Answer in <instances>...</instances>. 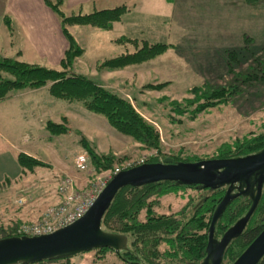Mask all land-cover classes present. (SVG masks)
I'll return each mask as SVG.
<instances>
[{"label":"rangeland","instance_id":"obj_1","mask_svg":"<svg viewBox=\"0 0 264 264\" xmlns=\"http://www.w3.org/2000/svg\"><path fill=\"white\" fill-rule=\"evenodd\" d=\"M145 2L141 14L143 17L136 18L138 21L133 23V27L141 25L147 16L155 18L156 23L153 21L154 27L147 29L149 38L144 36L143 41H136L149 44L165 43L170 45V48L140 64L123 70L105 71L101 69L105 61L127 52L135 53L137 48L143 45L137 43L138 47L111 43L109 38L121 35L120 27L112 35H108L110 33L99 28H95L96 33L89 34L85 31L87 29H82L87 26H76L74 35L80 46L84 47L85 53L76 60L71 71L97 81L106 90L131 102L133 108L157 128L160 135L159 147L146 148L130 137L120 134L109 124L107 118L88 111L82 102L55 99L50 93L51 84L37 89L28 87L10 91L0 101L12 95L19 99L26 98L22 102L30 109H24L27 116L24 122L30 120L29 130L32 132L24 138L13 131V145L5 150L12 156L13 167L18 171L20 169V173L17 177H12L13 179L5 178L0 182V240L14 232V237H18L24 225L40 222L49 208L63 202L59 187L66 180H69L78 192L86 194L92 182L110 176L117 168H133L148 164L145 162L151 159L159 161L155 163H162L171 158L174 163L192 164L226 160L220 158L225 156L224 153L229 155V150L231 153L238 152L237 146L245 150L247 143L264 142V0ZM135 3L137 0H128L126 5L133 8ZM61 8L63 11V5ZM86 11L89 10L85 9L83 12ZM162 16L166 19L163 28L160 27ZM157 27L160 30L154 36L152 33ZM121 38L123 41L125 36L119 39ZM0 57L7 58L1 53ZM63 59L64 56L61 60H48V63L38 59L29 64L62 70ZM240 76L239 83L235 84L238 91L236 96L229 97L226 103L199 112L198 100L203 102L201 96L205 92L204 89L234 85L235 78ZM0 78L15 79L2 69ZM187 101L197 102L190 105ZM50 122L59 127L56 129L58 132L63 133H52L48 129ZM63 129L65 131H62ZM255 143L259 146L258 142ZM23 145L25 149L21 148ZM85 146H90L100 155H115L119 159L112 169L101 173L92 163L89 172H79L75 167V158L80 153H87ZM259 152L255 150L248 155H234L230 159L243 158ZM21 155L40 160L45 166L25 171L19 162ZM217 170L223 173V169ZM256 174L258 178L253 179L252 184L238 182L234 184L235 188L232 184L231 187H222H226V194L232 188L231 197L239 190L248 194L239 201L242 210H245L244 214L234 223L223 224L222 227L226 228L222 231L216 226V239L221 241L224 235L240 225L237 235L230 242V247L252 223H260L264 214L261 202V207L252 221L244 223V217L253 202L252 198L259 191L258 179L261 174L251 173L244 177L248 180ZM210 194L208 191L185 188L160 198L159 205L154 210L158 215L173 216L188 203L191 204L187 209L189 215L212 195ZM263 194L264 183L262 196ZM20 199L24 200L23 205L17 203ZM240 205L238 204L239 207ZM140 219H146L145 212L141 214ZM207 234L209 243V228ZM149 237L153 238L151 233L144 237V241L147 242ZM168 238H177V235L170 237L164 234L163 242L158 246L160 253L150 250L149 254L142 245H137L135 251L132 247L135 239L132 238L130 247L127 242V246L122 245L124 249L117 252H131L136 260L129 263L121 258L124 253L118 255L109 251L103 254L99 249H95L40 264H146L145 258L148 255V259L155 264H172L176 261H171L166 256L169 252L174 253L166 242ZM223 264L231 263L224 258Z\"/></svg>","mask_w":264,"mask_h":264},{"label":"trees","instance_id":"obj_2","mask_svg":"<svg viewBox=\"0 0 264 264\" xmlns=\"http://www.w3.org/2000/svg\"><path fill=\"white\" fill-rule=\"evenodd\" d=\"M64 2L65 0H57L56 3L46 0V4L61 17L64 32L69 40V47L65 52L64 59L61 61L62 70L36 66L8 57H0V69L7 71L15 78L13 80L0 78V99L6 97L9 92L14 89L28 87L37 89L51 84L50 93L55 99L68 102H82L88 111L107 118L109 124L120 134L130 137L146 148L157 149L160 143V135L157 128L147 122L146 119L133 108L131 102L106 90L97 83V81L71 71L74 63L84 55L85 50L80 46L76 38L70 34L68 28L73 26H91L105 31H111L114 24L120 22L122 16L132 8L123 5L114 9L101 10L89 14L67 16L61 8ZM142 41L138 42L136 39L127 37H125L123 41L122 38L117 40L116 43H125V45L130 44L138 47V44H142L143 46L137 48L138 50L135 51V53L127 52L105 61L101 65V69L105 71L123 70L129 66L153 59L170 48V45L165 43L149 44V42ZM239 79H241V76L236 77L234 85L230 84L228 87L211 86L208 89H204L205 92L201 96L203 102L200 103L198 100L199 112L206 110L208 107L226 103L229 97L236 96L238 91L235 84L239 83ZM195 94L198 95L197 93ZM196 102L187 101L186 103L192 105ZM48 129L55 134L63 133L58 132L56 129H59V127L51 122L48 124ZM62 131L65 130L63 129ZM255 142H258L259 146H256ZM255 142L245 144L247 147L245 150H241V146H237L239 147L238 152L231 153V150H229L228 153L230 154L226 155L227 153H224L225 156H222L220 159H230L233 158L234 155H248L252 154L255 150L259 152L264 149V142ZM85 150L88 153L90 164L92 163L99 173L112 169L119 159L115 155H100L90 146H85ZM157 161V159H151L145 163L149 164ZM19 162L25 171H33L37 167L45 166L42 161L28 158L23 155L19 157ZM200 186V184L178 185L176 182L171 181L155 182L135 188L126 186L117 193L111 206L106 211L102 222V230L104 232L126 236L128 239V247H130L129 245L132 243V238H134L135 240L132 244V247H134L133 249L135 250L138 247L137 245H142L148 254L150 250H153L154 253H160V251H158V246L163 242L164 234L170 237L177 235V238L166 239V242L174 251V253L169 252L166 256H168L171 261L180 262V264L201 263L207 255V247L209 244L207 230L210 228L209 226L215 209L225 197L227 189L226 187H221L217 190H211L208 187ZM185 188H194L197 191H208L212 195L210 194L211 196L206 198L195 210L193 209L194 211L189 215L187 214V209L191 207V204L189 205L188 203L180 212L178 211L179 213L173 216L156 214L154 208L159 205L158 201L160 198L179 192ZM128 192L130 195H127ZM243 198H246V196L240 195L235 198L226 209L222 218L219 219L217 225L220 227L221 231L226 228L225 226L222 227L223 224L234 223L244 214L245 210H242V205H240L241 203L239 202ZM261 202L262 207H264V194L257 210L261 207ZM143 212H145L146 215L145 220L140 219ZM255 213L251 219L255 217ZM252 224L242 234L239 238L240 240H236L231 247L229 244L224 258H227L231 264L239 258L263 231L264 214L260 223L256 225ZM149 233H151L153 238L149 237L148 241L145 242L144 237ZM221 234H223V232H221ZM14 236H16L15 232L14 234L6 235L4 238ZM99 250L102 251L103 254L109 251L117 253V251L112 248H101ZM121 253L124 254L120 257L128 263L132 260H136L131 252L123 251ZM148 256L145 258L146 264H155L148 259ZM40 263L42 262L34 264ZM259 264H264V258Z\"/></svg>","mask_w":264,"mask_h":264},{"label":"water","instance_id":"obj_3","mask_svg":"<svg viewBox=\"0 0 264 264\" xmlns=\"http://www.w3.org/2000/svg\"><path fill=\"white\" fill-rule=\"evenodd\" d=\"M209 168L223 169V177L215 181L208 180L206 178V171ZM257 172L261 174L258 179L260 188L252 198L253 202L247 215L244 217V223L252 218L261 200L264 183V149L255 155L243 158L203 161L198 164L174 163L171 158H167L162 163L143 164L124 170L114 176L87 214L76 223L49 235L1 239L0 264H34L63 259L95 249L112 248L117 252L124 249L122 245L127 246V237L104 232L101 223L117 193L126 186H143L155 182L171 181L176 182L178 185L200 184V187L216 190L226 185H230L231 187L235 178L238 179L236 182L241 184L242 181L244 182L245 176ZM231 189H229L213 214L209 228V244L205 259L201 263L192 264H223L227 248L235 236L228 238L227 234L230 231L224 235L221 240L222 244L213 256L212 247L216 237V226L224 210L233 199L240 195H248L246 191L239 190L236 195H232L231 197ZM105 202L108 204L105 206L97 223L96 211ZM263 258L264 229L233 264H259Z\"/></svg>","mask_w":264,"mask_h":264},{"label":"crops","instance_id":"obj_4","mask_svg":"<svg viewBox=\"0 0 264 264\" xmlns=\"http://www.w3.org/2000/svg\"><path fill=\"white\" fill-rule=\"evenodd\" d=\"M50 1L56 3L57 0ZM127 1L65 0L63 11L67 16L89 14L126 5ZM164 1L168 0H162V3ZM145 5V0H137L133 8L122 16L121 21L114 24L111 31H105L110 33L108 35H112L116 29L121 28L120 36L109 38L111 43L116 45L115 41L122 36L137 40H142L144 36L150 37L147 29L154 27L155 18L147 16L141 25L133 27V23L138 21L136 18L143 17L141 14ZM85 9L89 11L84 13ZM160 21L162 22L160 27L163 28L164 23L166 24L165 17L162 16ZM75 27L68 28L74 37ZM82 29H87L85 31L89 34L96 33L95 28L91 26ZM158 30H160L158 27L155 28L152 34L155 36L159 33ZM68 47L69 40L64 32L62 19L46 4V0H0L1 54L27 63H35L38 59L48 63V60L49 62L57 58L61 60ZM23 100L26 98L19 99L12 95L0 101V182L5 178L13 179L20 173V169L18 171L13 167L12 156L5 152L8 146L13 145L12 132L16 131L24 138L32 132L29 130L30 120L24 122L27 119L24 109H30V107L25 106ZM21 148L26 147L23 145Z\"/></svg>","mask_w":264,"mask_h":264},{"label":"built area","instance_id":"obj_5","mask_svg":"<svg viewBox=\"0 0 264 264\" xmlns=\"http://www.w3.org/2000/svg\"><path fill=\"white\" fill-rule=\"evenodd\" d=\"M75 166L79 172H89L91 167L88 155L85 153L78 154L75 158ZM128 169L130 168H117L110 176L98 178L92 182L86 194L78 192L69 180L62 182L59 193L64 201L49 208L40 222L24 225L19 237L49 235L76 223L87 214L113 177ZM17 203L23 205L24 200L20 199Z\"/></svg>","mask_w":264,"mask_h":264},{"label":"bare ground","instance_id":"obj_6","mask_svg":"<svg viewBox=\"0 0 264 264\" xmlns=\"http://www.w3.org/2000/svg\"><path fill=\"white\" fill-rule=\"evenodd\" d=\"M194 168V167H193ZM221 177H223V175H222V173H220L216 168L215 169H213V168H209L207 171H206V178L208 179V180H210V181H215L216 179H219V178H221ZM255 178H258V174H256V175H253L250 179H248L247 180V178H245L246 180H244L245 182H243V184H245V185H249V182L252 184L253 183V179H255ZM244 179V178H243ZM238 179H234V181H233V183H232V185H233V188H235L236 186H234V184H236V183H238V182H236ZM244 188V187H243ZM107 202H105L103 205H102V207L100 208V209H98L97 211H96V221H97V223L99 222V219H100V217H101V214H102V212H103V210L105 209V206H107ZM240 226V225H239ZM239 226H237L236 228H233L228 234H227V237L229 238H232V237H234L235 235H237V231H238V227ZM222 244V242L220 241V240H217L216 239V237H215V239H214V242H213V256L215 255V253H216V251H217V249L219 248V246Z\"/></svg>","mask_w":264,"mask_h":264}]
</instances>
